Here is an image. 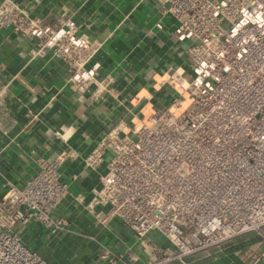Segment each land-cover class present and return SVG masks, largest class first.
Listing matches in <instances>:
<instances>
[{
    "label": "built area",
    "instance_id": "1",
    "mask_svg": "<svg viewBox=\"0 0 264 264\" xmlns=\"http://www.w3.org/2000/svg\"><path fill=\"white\" fill-rule=\"evenodd\" d=\"M157 1L174 19L178 43L193 42L186 48L192 76L176 87L173 75L169 107L110 128L85 157L95 171L109 157L85 208L100 225L120 221L141 242L150 233L164 238L169 246L153 264L183 263L247 233L264 243V0ZM3 28L33 41L31 59L62 61L73 90L111 82L90 66L99 44L74 20L43 26L3 0ZM66 156L36 157L32 178L5 187L0 264H49L19 233L30 224L50 235L67 226L54 215L69 193L60 173ZM249 262L264 264V248L251 251Z\"/></svg>",
    "mask_w": 264,
    "mask_h": 264
},
{
    "label": "crops",
    "instance_id": "2",
    "mask_svg": "<svg viewBox=\"0 0 264 264\" xmlns=\"http://www.w3.org/2000/svg\"><path fill=\"white\" fill-rule=\"evenodd\" d=\"M11 1L43 26L74 20L79 32L99 44L90 63L97 64L98 79H111L105 86L73 90L62 61L49 55L31 59L32 40L0 29V197L9 184L22 187L35 175L36 157L67 154L60 173L69 193L54 211L67 226L50 235L30 224L20 240L49 264H109V259L153 264L169 246L164 238L150 233L141 242L120 221L103 226L87 212L85 202L98 188L109 157L96 171L83 160L110 128L170 106L174 92L167 83L173 75L179 76L176 87L191 78L186 48L193 42L178 43L174 19L161 14L157 0ZM249 243L253 251L264 248L261 241ZM230 248L168 264H250L251 250Z\"/></svg>",
    "mask_w": 264,
    "mask_h": 264
},
{
    "label": "rangeland",
    "instance_id": "3",
    "mask_svg": "<svg viewBox=\"0 0 264 264\" xmlns=\"http://www.w3.org/2000/svg\"><path fill=\"white\" fill-rule=\"evenodd\" d=\"M251 240L252 241H261L262 242V240L258 236H256L254 233H247V234H244V235H241L239 237H236V238L232 239L230 242H228L227 244L223 245V248L231 247L230 249L242 250V252L245 251V250L253 251L252 248L248 247V245H247V244L250 245L249 241H251ZM241 245H244V246L247 245V246L244 247V246H241ZM248 248H251V249H248ZM209 252H211V251H209ZM204 254H207V253H204Z\"/></svg>",
    "mask_w": 264,
    "mask_h": 264
}]
</instances>
